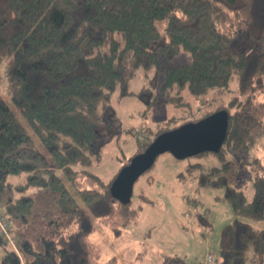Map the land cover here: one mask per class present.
Segmentation results:
<instances>
[{
    "label": "trees",
    "instance_id": "trees-1",
    "mask_svg": "<svg viewBox=\"0 0 264 264\" xmlns=\"http://www.w3.org/2000/svg\"><path fill=\"white\" fill-rule=\"evenodd\" d=\"M182 51L191 62L165 64ZM2 63L11 101L0 93L1 214L20 253L0 234V264H102L98 222L116 235L139 217L111 193L120 169L160 133L220 109L229 112L226 139L219 151L199 154L222 162L186 170L223 188L235 214L221 231L220 264H264V171L249 200L232 184L235 162L226 157L264 139V0H0ZM140 69L153 74L131 91ZM116 91L175 112L144 138L137 136L145 129L127 130L135 152L105 181L99 162L123 132ZM39 193L55 199L56 212L36 211ZM40 214L47 220L34 240L24 223Z\"/></svg>",
    "mask_w": 264,
    "mask_h": 264
},
{
    "label": "rangeland",
    "instance_id": "rangeland-1",
    "mask_svg": "<svg viewBox=\"0 0 264 264\" xmlns=\"http://www.w3.org/2000/svg\"><path fill=\"white\" fill-rule=\"evenodd\" d=\"M189 62L191 54L182 51L172 60H166L165 64ZM4 65L0 64V93L11 101ZM152 74L150 69L138 70L129 83V90H139ZM218 92L220 91L213 90L210 95ZM220 98L226 99L227 95H221ZM112 103L123 132L117 139V146L116 140L113 141L114 138L111 137V144L99 162L97 171L105 181L116 170L119 161H124L135 152V137L127 130L145 129V132L140 131L138 139L149 136L147 127L155 129L157 124L164 122L175 112L170 105H156L147 109L136 95L121 96L118 91L113 94ZM116 130L115 125L110 127V132ZM110 136L108 133L105 139ZM226 157L235 162L232 184L242 188L251 200L254 195V178L264 171V139L247 153L228 151ZM192 162L201 163L206 169L211 165H219L222 161L214 153L177 159L171 152H164L158 156L155 165L134 184L131 205L139 209L137 222L124 227L116 235L98 222L95 235L101 237L102 264L108 263L113 256L116 259L111 264H167L166 259L172 257L182 258L185 264H220L221 231L235 218V214L230 202L224 197L223 188L202 185L196 176L189 174L186 169ZM37 196V212L43 213L44 208L57 211L55 199L43 197L40 193ZM3 207L4 203L0 202L1 213ZM43 215L40 214L34 222L30 216L29 222L23 224L25 231L34 240L43 231L42 223L47 220ZM14 227L16 233L17 223H14ZM208 254L214 255L212 261L206 260Z\"/></svg>",
    "mask_w": 264,
    "mask_h": 264
},
{
    "label": "water",
    "instance_id": "water-1",
    "mask_svg": "<svg viewBox=\"0 0 264 264\" xmlns=\"http://www.w3.org/2000/svg\"><path fill=\"white\" fill-rule=\"evenodd\" d=\"M228 125L229 112L220 109L197 121L185 122L160 133L144 151L135 154L120 169L110 188L112 195L129 203L136 180L164 152H171L176 158L183 159L204 151H219L226 139Z\"/></svg>",
    "mask_w": 264,
    "mask_h": 264
},
{
    "label": "built area",
    "instance_id": "built-area-1",
    "mask_svg": "<svg viewBox=\"0 0 264 264\" xmlns=\"http://www.w3.org/2000/svg\"><path fill=\"white\" fill-rule=\"evenodd\" d=\"M0 234L3 235L6 242H8L15 250H17V252L20 253L19 248L17 246V243L15 241L14 235H13L6 219L1 214V212H0ZM213 257H214L213 254H208L206 257V260L212 261Z\"/></svg>",
    "mask_w": 264,
    "mask_h": 264
}]
</instances>
